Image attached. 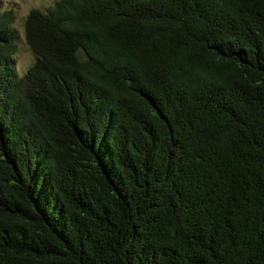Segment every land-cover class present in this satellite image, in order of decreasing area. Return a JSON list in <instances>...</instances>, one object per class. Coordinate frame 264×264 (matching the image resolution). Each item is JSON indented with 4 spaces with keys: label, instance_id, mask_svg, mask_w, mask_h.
<instances>
[{
    "label": "trees",
    "instance_id": "trees-1",
    "mask_svg": "<svg viewBox=\"0 0 264 264\" xmlns=\"http://www.w3.org/2000/svg\"><path fill=\"white\" fill-rule=\"evenodd\" d=\"M16 20L0 264H264V0H58L22 74Z\"/></svg>",
    "mask_w": 264,
    "mask_h": 264
},
{
    "label": "rangeland",
    "instance_id": "rangeland-1",
    "mask_svg": "<svg viewBox=\"0 0 264 264\" xmlns=\"http://www.w3.org/2000/svg\"><path fill=\"white\" fill-rule=\"evenodd\" d=\"M58 0H1L0 11L13 9L16 13L17 20L14 26V33L17 43L20 47V52L16 57V67L20 74L24 73L35 62L34 55L25 45L24 40V21L33 9L47 11Z\"/></svg>",
    "mask_w": 264,
    "mask_h": 264
}]
</instances>
